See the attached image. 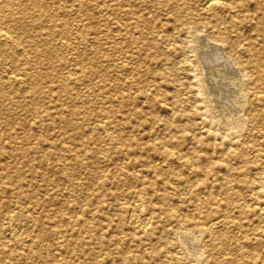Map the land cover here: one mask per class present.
<instances>
[{
	"label": "rangeland",
	"instance_id": "obj_1",
	"mask_svg": "<svg viewBox=\"0 0 264 264\" xmlns=\"http://www.w3.org/2000/svg\"><path fill=\"white\" fill-rule=\"evenodd\" d=\"M219 1L0 0V264H264V0Z\"/></svg>",
	"mask_w": 264,
	"mask_h": 264
},
{
	"label": "bare ground",
	"instance_id": "obj_2",
	"mask_svg": "<svg viewBox=\"0 0 264 264\" xmlns=\"http://www.w3.org/2000/svg\"><path fill=\"white\" fill-rule=\"evenodd\" d=\"M221 5H222V3L219 1V0H205V4H204V7H203V9L205 10V11H207V12H214V10H218V9H220L221 8ZM228 5V4H227ZM179 11V10H178ZM206 12V13H207ZM218 12H220V11H218ZM177 13V12H176ZM181 13V12H180ZM178 14V13H177ZM214 15H216V14H214ZM179 16V15H178ZM182 17V16H181ZM211 17H212V15H211ZM216 17V16H215ZM179 18V17H178ZM183 20V19H182ZM216 20V19H215ZM214 20V21H215ZM228 22H229V20H228ZM230 23V22H229ZM182 24V23H181ZM185 25V24H184ZM187 25V24H186ZM204 29V28H203ZM213 29V28H212ZM187 31V30H186ZM220 32H222V31H220ZM1 33V32H0ZM5 34V33H4ZM216 35V34H215ZM5 36V35H4ZM7 36V35H6ZM217 36V35H216ZM198 37V36H197ZM196 38V37H195ZM209 39V38H208ZM207 39V40H208ZM63 41V40H62ZM209 43H210V46H209V43H208V46L206 47L207 48V50L208 49H213L212 51H216V53H217V55H219L218 53H220V55L223 57V59L226 61V64L229 66V68H231L233 71H234V69L235 68H237L238 69V71H240V73H242V75H241V77L243 78V77H250L251 76V74H249V71H248V62L246 61V60H243L240 56H239V52L238 51H236L235 50V47L233 46V45H231V44H228L227 43V41H225L224 39H213L212 41L209 39ZM205 44H206V42H205ZM231 45V46H230ZM205 46V45H204ZM205 48V47H204ZM205 48V49H206ZM207 50H206V52H207ZM23 53V52H22ZM205 54V53H204ZM209 55H211V54H209ZM208 55V56H209ZM220 55H219V57H216L217 59L218 58H221L222 59V57H220ZM207 56V57H208ZM212 56V55H211ZM216 56V55H215ZM206 57V58H207ZM209 58V57H208ZM207 58V59H208ZM213 58V57H212ZM215 58V57H214ZM213 58V59H214ZM210 59V58H209ZM220 59V60H221ZM222 59V60H223ZM190 60V59H189ZM206 60V59H205ZM211 60V59H210ZM216 60V59H215ZM216 62H218V61H215V63L214 64H216ZM213 63V62H212ZM219 63V62H218ZM259 64H260V66H258V68L259 67H261L262 66V68L260 69V71L257 73V78H258V81L262 84V86H258V84L256 83V85L258 86V87H256V89L257 90H255V91H253L250 95H249V97H250V102H249V100H248V102H249V104H257V105H260V106H262V108H264V71H262V69L264 68V61H260L259 62ZM223 65V64H222ZM225 66V65H224ZM223 67V66H222ZM227 67V66H226ZM218 68H219V66H218ZM228 68V67H227ZM210 69V68H209ZM213 69V68H212ZM216 68H214V70H215ZM236 69V70H237ZM213 70V71H214ZM225 70L227 71V69L225 68ZM230 70V69H229ZM205 71H206V69H205ZM211 71V70H210ZM225 71V72H226ZM206 72H209V70L208 71H206ZM232 72V71H231ZM76 73V72H75ZM210 73H212V71L210 72ZM209 73V74H210ZM216 73V74H215ZM235 74H237V71L236 72H234ZM240 73H239V75H240ZM204 74V73H203ZM213 74H215V75H217V77L219 76V78L218 79H220V82L221 81H223L222 83H225V84H228V85H232L233 87L232 88H234V87H237V88H239L240 87V85H241V79H238V78H235L233 75H231V76H226V73L224 74V71H223V69H216V71H214L213 72ZM228 75H230V74H228ZM238 75V74H237ZM19 77V76H18ZM237 77V76H236ZM240 77V76H239ZM213 84V83H212ZM205 85V84H204ZM231 88V89H232ZM221 90V89H220ZM232 90H234V89H232ZM237 90V89H236ZM221 92V91H220ZM234 93H236V92H234ZM239 93V92H238ZM233 94V93H232ZM231 94V95H232ZM240 95V94H239ZM238 95V97L236 96V94L235 95H232V96H236V99L237 98H239L240 96ZM184 98V97H183ZM232 98V97H231ZM240 99V98H239ZM231 100V102H233V99H230ZM237 103V102H236ZM230 104V103H229ZM240 106V104H236V106L237 107H239ZM231 106V105H230ZM235 106V107H236ZM222 107V106H221ZM226 107V106H225ZM225 107H223V108H225ZM212 108V107H211ZM222 108V109H223ZM212 111H214V110H212ZM229 111V110H228ZM235 111V110H234ZM172 112V111H171ZM218 112H219V110H218ZM246 113H247V111H246ZM239 114V113H238ZM235 115H237V114H235ZM234 115V116H235ZM247 115V114H246ZM245 115V116H246ZM250 115V114H249ZM253 115V114H252ZM231 116V115H230ZM229 116V117H230ZM239 117H240V115H238ZM223 117V116H222ZM237 118V117H236ZM235 118V120L237 121V120H239V119H236ZM171 119V118H170ZM229 119H231V118H229ZM228 119V120H229ZM233 119H234V117H233ZM232 119V120H233ZM227 120V119H226ZM230 121V120H229ZM102 122V121H101ZM225 122V121H224ZM234 122V121H233ZM238 123H239V121H237ZM95 124V123H94ZM105 124V123H104ZM236 126V125H235ZM253 127V126H252ZM109 130V129H108ZM105 131V130H104ZM105 133V132H104ZM246 134H247V132H246ZM242 141V140H241ZM230 148V147H229ZM229 148H227V152L228 151H230V149ZM163 150V149H162ZM261 157H264V155L262 154V151H260L259 149H256V148H252L251 149V158L253 159V160H255V161H257L259 158H261ZM250 161H251V159H250ZM263 177V176H262ZM260 178V177H259ZM262 186H260V188H261ZM251 194V193H250ZM15 201V200H14ZM248 204V203H247ZM212 210V209H211ZM260 211V210H259ZM258 211V212H259ZM262 211V210H261ZM214 212V211H213ZM212 214V213H211ZM136 215V214H135ZM150 215V214H149ZM9 216V215H8ZM147 216V215H146ZM10 217V216H9ZM130 219V218H129ZM137 220V219H136ZM147 220H148V217H147ZM147 222V221H146ZM223 222V220L220 218V217H218V218H214V219H212V220H209L208 222H206V224H205V227H204V229L208 232V236H209V233H211V232H213L214 231V229L218 226V225H220L221 223ZM139 223V222H138ZM144 223H145V221H144ZM136 224V223H135ZM134 224V225H135ZM147 224V223H146ZM132 225V224H131ZM145 225V224H144ZM143 225V226H144ZM148 225V224H147ZM147 225H145V226H147ZM142 226V225H141ZM22 228V227H21ZM17 233V232H16ZM28 235V234H27ZM11 236V235H10ZM215 237V236H214ZM13 239V238H12ZM213 240V239H212ZM31 244V243H30ZM193 244V243H192ZM195 245V244H194ZM190 246V245H189ZM240 246V245H239ZM189 248V247H188ZM193 249V248H192ZM23 253V252H22ZM204 257V256H203ZM264 258V257H263Z\"/></svg>",
	"mask_w": 264,
	"mask_h": 264
}]
</instances>
